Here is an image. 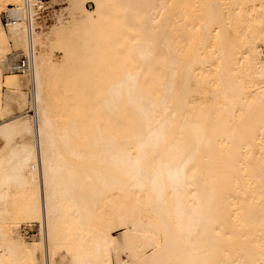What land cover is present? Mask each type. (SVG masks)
Returning a JSON list of instances; mask_svg holds the SVG:
<instances>
[{
    "label": "bare ground",
    "instance_id": "1",
    "mask_svg": "<svg viewBox=\"0 0 264 264\" xmlns=\"http://www.w3.org/2000/svg\"><path fill=\"white\" fill-rule=\"evenodd\" d=\"M63 3L0 0V264H264V0Z\"/></svg>",
    "mask_w": 264,
    "mask_h": 264
},
{
    "label": "rangeland",
    "instance_id": "2",
    "mask_svg": "<svg viewBox=\"0 0 264 264\" xmlns=\"http://www.w3.org/2000/svg\"><path fill=\"white\" fill-rule=\"evenodd\" d=\"M45 1L48 2V5L50 6L51 10L55 9L54 20L49 24V27L46 29V31H50L51 27H53V24L55 23V14L59 13L60 8L64 5V3L63 0H45ZM88 6L91 7L92 4L88 3ZM75 14L79 15L80 13L78 11H75ZM1 16L2 14L0 15V19ZM0 22H1V26H3L1 20ZM4 31L8 35L11 46L10 50H12L14 47H17L15 37L14 35L10 36V33L7 32V30L4 29ZM19 46L22 47V42L21 44H19ZM52 46L53 45H49V49H51ZM61 89L64 90L65 89L64 86H61ZM5 91L6 89L2 87V93ZM129 206L131 205L129 204L126 205L124 202L120 200H116L112 203L110 210H108L105 214H103L100 217L103 228L107 232H109L114 238V249L117 252H125L127 243L130 240V237L128 236L124 228V223L131 214ZM26 220H27L26 218L18 219L15 223H17L19 228L25 234L26 241L29 243H33L35 245L33 254L28 259L27 264H43L40 228L38 225H36V223H30L28 220L27 221Z\"/></svg>",
    "mask_w": 264,
    "mask_h": 264
},
{
    "label": "built area",
    "instance_id": "3",
    "mask_svg": "<svg viewBox=\"0 0 264 264\" xmlns=\"http://www.w3.org/2000/svg\"><path fill=\"white\" fill-rule=\"evenodd\" d=\"M43 1L45 3H48L45 0H43ZM46 6L47 7L42 12V19L41 20L44 21V18H45L46 22L52 21L51 15L53 14V9L51 10L50 6L47 4H46ZM3 22L6 26H10V25L15 23V17L10 10L8 12H4ZM14 68H15V70L18 71V73L25 74L29 68V56L24 52L19 53L18 57H17L16 65Z\"/></svg>",
    "mask_w": 264,
    "mask_h": 264
}]
</instances>
